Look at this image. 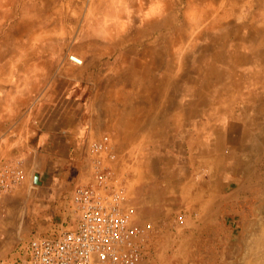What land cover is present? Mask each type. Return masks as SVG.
<instances>
[{
	"label": "crops",
	"instance_id": "crops-1",
	"mask_svg": "<svg viewBox=\"0 0 264 264\" xmlns=\"http://www.w3.org/2000/svg\"><path fill=\"white\" fill-rule=\"evenodd\" d=\"M30 2L33 14L0 0V166L22 169L34 160L31 178H43L41 152L53 159L60 145L81 149L82 126H72L80 117L71 107L81 100L69 99L66 90L85 84L83 150L108 137L113 152H133L131 168L139 166L141 151L165 152L176 162L171 196L197 233L182 257L201 258L207 242L199 236L207 227L264 230V30L244 15L216 30H154L155 17L145 15L138 31L130 29L126 6L115 4L112 31H75L71 23L62 32L53 23L56 5ZM93 19L107 23L104 16ZM69 54L82 58L80 70ZM66 215L64 209L61 219ZM262 259L245 255L240 263Z\"/></svg>",
	"mask_w": 264,
	"mask_h": 264
},
{
	"label": "rangeland",
	"instance_id": "rangeland-1",
	"mask_svg": "<svg viewBox=\"0 0 264 264\" xmlns=\"http://www.w3.org/2000/svg\"><path fill=\"white\" fill-rule=\"evenodd\" d=\"M30 1L3 0V4L6 5L5 8L7 6L13 8L14 5L10 4H15V8L21 13L33 14L36 7ZM39 1L43 2L44 6L50 1L52 6L56 5L53 23L59 24L60 27H58L62 32H65L67 28L71 30V26H68L71 23L75 31L82 29L112 31L115 4L126 6V15L131 20L130 26L133 27L130 29L138 31L142 28L141 21L145 15L155 17L150 27L154 30L166 28L182 32L216 30L228 18L234 20L233 18L243 15L246 21L252 24L253 29L264 30V0ZM73 1L75 3L72 7ZM97 16H104L107 23L93 21V18ZM84 18H90V20L84 21ZM159 18L163 19L159 20ZM85 49V46L77 43L78 51L82 52ZM77 57L82 60L81 57ZM74 65L76 70L81 69L82 65ZM70 97L73 101L82 100L81 104L75 103L73 106V111L79 113L80 118L76 119L75 123L74 120L72 122L73 128L77 125L82 126L77 138L81 149L74 151L60 145L53 152V159L48 157L51 155L49 152H41L44 159L41 166L43 178H38L40 184H35V178H31L33 168L30 164H34V160L20 169L21 180L11 184L0 198V263L4 261L9 263L12 254L21 244L37 233L48 232L53 222H60L62 212L66 209L63 206H66L75 186L89 182L93 176L89 168L90 155L87 149L83 150V129L87 121L85 116L89 91L84 90L81 84H75L68 90V98L71 99ZM63 101L64 99L60 106L64 107L66 104ZM7 153H9L7 157L12 158L15 155L11 151ZM114 153L119 156L120 164L115 160V162L112 161L113 159L108 156H103L104 164L115 170L124 183L125 206L130 213V224L143 228L147 236L148 255L140 264H225L226 260L231 258H234V264H243L240 263L241 256L264 257V230L260 231L253 227L243 232L239 227H230L222 223L207 227L201 232L199 237L207 242V245L202 247L201 258L182 257V254L189 250V242L197 237V233H194L193 228L188 225L191 219L189 217L183 219L180 216L184 215L181 211L184 208L183 205L176 197L171 196L176 185L170 178L176 174V162L169 159V155L166 156L165 152L141 151L139 166L131 168L129 163L133 152L114 151ZM160 153L163 154L162 157ZM169 153L171 155V152ZM164 164L169 167V172H164L162 167ZM5 167L14 168L12 163L2 164L0 172ZM89 170L92 173H89ZM52 176L55 178H47ZM147 176L154 179L151 180ZM68 217L70 221H74L73 215L69 214ZM251 221L254 219L252 218ZM242 239L256 240L257 243L244 247L239 244ZM215 241L216 245H209L210 242ZM181 244L184 245L181 247Z\"/></svg>",
	"mask_w": 264,
	"mask_h": 264
},
{
	"label": "built area",
	"instance_id": "built-area-1",
	"mask_svg": "<svg viewBox=\"0 0 264 264\" xmlns=\"http://www.w3.org/2000/svg\"><path fill=\"white\" fill-rule=\"evenodd\" d=\"M67 59L76 65L83 63L72 54ZM87 151L93 176L73 189L66 217L21 244L9 263L0 264H140L145 259V230L130 224L124 183L104 164L103 156L116 158L109 138L92 142ZM21 178L19 168L5 167L0 172V198Z\"/></svg>",
	"mask_w": 264,
	"mask_h": 264
},
{
	"label": "trees",
	"instance_id": "trees-1",
	"mask_svg": "<svg viewBox=\"0 0 264 264\" xmlns=\"http://www.w3.org/2000/svg\"><path fill=\"white\" fill-rule=\"evenodd\" d=\"M81 87H82L84 90H88V91H89V87L86 86L85 84H81ZM68 90H69V89L66 90V92H67L66 95H67V96H68ZM64 92H65V90L62 92V95H61V97H60V100H61L62 97H64V96L66 97V95L64 94ZM65 97H64V98H65ZM58 100H59V99H58ZM62 100H63V99H62ZM81 102H82V100H81ZM74 104H75V103H72V104H71L72 106H71V105H68V106H71V107L74 109V107H73ZM80 104H81V103H80ZM77 105H79V103H77ZM78 107H79V106H78Z\"/></svg>",
	"mask_w": 264,
	"mask_h": 264
},
{
	"label": "water",
	"instance_id": "water-1",
	"mask_svg": "<svg viewBox=\"0 0 264 264\" xmlns=\"http://www.w3.org/2000/svg\"><path fill=\"white\" fill-rule=\"evenodd\" d=\"M38 177H39L38 175L35 176V184H40Z\"/></svg>",
	"mask_w": 264,
	"mask_h": 264
}]
</instances>
